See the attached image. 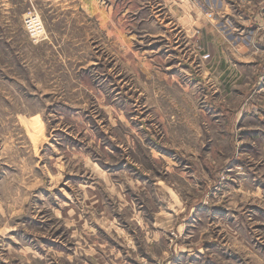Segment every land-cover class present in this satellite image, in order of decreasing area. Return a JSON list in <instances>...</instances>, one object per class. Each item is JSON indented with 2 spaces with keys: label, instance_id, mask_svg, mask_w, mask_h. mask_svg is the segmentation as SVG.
Returning <instances> with one entry per match:
<instances>
[{
  "label": "rangeland",
  "instance_id": "obj_1",
  "mask_svg": "<svg viewBox=\"0 0 264 264\" xmlns=\"http://www.w3.org/2000/svg\"><path fill=\"white\" fill-rule=\"evenodd\" d=\"M0 264H264V0H0Z\"/></svg>",
  "mask_w": 264,
  "mask_h": 264
},
{
  "label": "built area",
  "instance_id": "obj_2",
  "mask_svg": "<svg viewBox=\"0 0 264 264\" xmlns=\"http://www.w3.org/2000/svg\"><path fill=\"white\" fill-rule=\"evenodd\" d=\"M26 28L32 37H39L44 32V27L38 17L31 16L25 21Z\"/></svg>",
  "mask_w": 264,
  "mask_h": 264
},
{
  "label": "crops",
  "instance_id": "obj_3",
  "mask_svg": "<svg viewBox=\"0 0 264 264\" xmlns=\"http://www.w3.org/2000/svg\"><path fill=\"white\" fill-rule=\"evenodd\" d=\"M206 15H213L212 13L210 14V13H207ZM199 19V18H198ZM189 29H190V27H189Z\"/></svg>",
  "mask_w": 264,
  "mask_h": 264
}]
</instances>
